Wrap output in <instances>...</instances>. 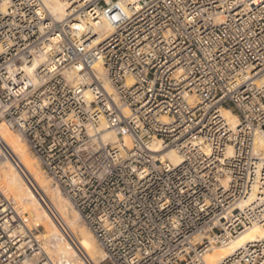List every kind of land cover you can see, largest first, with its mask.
<instances>
[{
	"label": "built area",
	"instance_id": "obj_1",
	"mask_svg": "<svg viewBox=\"0 0 264 264\" xmlns=\"http://www.w3.org/2000/svg\"><path fill=\"white\" fill-rule=\"evenodd\" d=\"M67 13L0 0V122L78 211L98 264H207L209 247L264 226V0H68ZM39 236L0 190V264H63ZM263 262L264 237L217 264Z\"/></svg>",
	"mask_w": 264,
	"mask_h": 264
},
{
	"label": "bare ground",
	"instance_id": "obj_2",
	"mask_svg": "<svg viewBox=\"0 0 264 264\" xmlns=\"http://www.w3.org/2000/svg\"><path fill=\"white\" fill-rule=\"evenodd\" d=\"M42 1L49 14L52 16L53 21L61 22L66 19L68 15V0ZM44 59V57H41L36 60V63L43 62ZM92 68L97 72L99 78L102 79L104 86L109 93H113V89L105 78L102 67L99 64H93ZM29 72H31V70H29ZM68 77L69 79H76V76L73 73H69ZM114 99H116V96H114ZM222 113L232 125H235L238 122L236 116L228 109H224ZM6 130L21 135L20 133L9 129L3 122H0V141L3 143L6 152L10 157L9 160H2L3 154L0 152V190L6 195V197L14 202L15 210L24 219L27 226H42L44 232L42 235L40 234L39 237L43 240L42 246L47 253L63 264L80 263L78 254L61 236L58 227L43 207L42 202H47L49 207L54 211L57 219L67 228L72 230V239L76 242L80 250L86 253L92 263L98 264L104 258V252L94 235L82 222L78 211L60 190L53 188L51 181L46 176L40 163L29 154L27 150L28 146L24 142L22 136L8 137L6 136ZM104 140L113 144L117 141V136L114 132L107 131L104 134ZM263 150L264 134H258L255 139V151L260 153ZM162 157L168 159L173 165H177L181 161L180 154L173 148L164 150L162 152ZM31 185L38 194L43 193L45 191V186L47 185L46 188L50 189V193L47 194L46 197H40L39 199L35 195ZM76 220L82 223L91 236L94 244L83 228H75V226H71ZM204 235H207V230L201 232L194 240H200ZM263 237L264 226H251L242 231L230 243L224 246L214 245L209 247L205 252L204 261L207 264H217L246 243ZM96 257H98L97 261L91 260ZM262 264H264V262Z\"/></svg>",
	"mask_w": 264,
	"mask_h": 264
},
{
	"label": "rangeland",
	"instance_id": "obj_3",
	"mask_svg": "<svg viewBox=\"0 0 264 264\" xmlns=\"http://www.w3.org/2000/svg\"><path fill=\"white\" fill-rule=\"evenodd\" d=\"M16 132V131H15ZM6 136H8V137H14V136H21V135H19V134H16V133H12V132H10V131H7L6 130ZM27 147V146H26ZM27 150H28V152H29V154H31V156H33V158L35 159V160H37L35 157H34V155L30 152V150L28 149V147H27ZM0 152H1V154H3V157H2V160H9L10 159V157L8 156V154H7V152H6V150H5V147H4V145H3V143L0 141ZM38 161V160H37ZM39 162V161H38ZM21 175L24 177V175L21 173ZM47 182H48V179H47ZM47 187V185L45 186V191L43 192V193H39L38 194V192H36L33 188H32V186H31V188L33 189V191H34V193H35V195L40 199V197H42V198H44V197H46L47 196V194H49L50 193V189H48V188H46ZM42 204H43V207L45 208V210L49 213V215L51 216V218L53 219V215H54V217L57 219V217H56V215H55V213H54V211L49 207V205H48V203L47 202H42ZM53 215H52V214ZM58 220V219H57ZM53 221L55 222V220L53 219ZM59 221V220H58ZM60 222V221H59ZM61 223V222H60ZM55 224H56V222H55ZM62 224V223H61ZM36 226H37V224H36ZM56 226H57V224H56ZM62 226H63V228H64V230H65V232L72 238V230L70 229V228H67L65 225H63L62 224ZM71 226H75V228H83L84 229V231H85V233L89 236V238H90V240L92 241V243L94 244V242H93V240H92V238H91V236L89 235V233L87 232V230L85 229V227L82 225V223H80L79 221H75ZM37 227H40V234L42 235V233L44 232V229L42 228V226H37ZM58 227V226H57ZM58 229H59V231H60V234H61V236L66 240V242L70 245V247H73V245L69 242V240H68V238H67V235H65V233L63 232V231H61V229L58 227ZM96 246V245H95ZM217 246V245H216ZM74 248V247H73ZM75 250V249H74ZM76 252V251H75ZM91 260H98V257H96V258H94V259H91ZM102 264H110V262H108V261H105V262H103Z\"/></svg>",
	"mask_w": 264,
	"mask_h": 264
}]
</instances>
